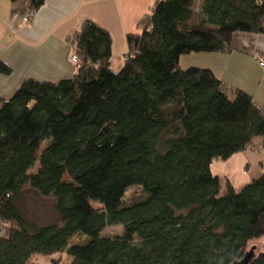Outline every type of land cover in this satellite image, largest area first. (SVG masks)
I'll return each instance as SVG.
<instances>
[{"label": "trees", "instance_id": "1", "mask_svg": "<svg viewBox=\"0 0 264 264\" xmlns=\"http://www.w3.org/2000/svg\"><path fill=\"white\" fill-rule=\"evenodd\" d=\"M27 1L34 14L44 4ZM137 28L115 72L109 33L83 21L66 38L71 77H25L0 98V264H36V255L50 264L61 255L70 264H230L264 237V173L239 190L225 178L220 195L210 171L257 138L264 148V111L241 90L227 93L211 70L179 65L191 53H229L235 33L264 35V4L159 0ZM10 72L0 62V75ZM26 189L53 199L57 222L25 217L17 200ZM250 264H264V251Z\"/></svg>", "mask_w": 264, "mask_h": 264}, {"label": "crops", "instance_id": "2", "mask_svg": "<svg viewBox=\"0 0 264 264\" xmlns=\"http://www.w3.org/2000/svg\"><path fill=\"white\" fill-rule=\"evenodd\" d=\"M158 1L44 0L32 20L24 23L22 19L29 10L27 0H0V62L11 70L9 75H0V98L10 97L25 77L51 82L71 77L72 51L66 44V38L85 20L109 33L110 62L117 63L118 67V61L123 63L127 53L126 34L138 32V21ZM257 54H264V35L235 33L229 53L197 54L195 57L199 61L194 62L188 60L191 55L188 54L180 57L179 65L182 69L198 67L211 70L227 93L241 90L264 111V67L259 66ZM183 57L188 62L183 63ZM183 64L188 65L182 67ZM238 154L246 158V164L248 160L258 161L259 165L264 163V148L259 140L253 148ZM3 225L7 227V224Z\"/></svg>", "mask_w": 264, "mask_h": 264}, {"label": "rangeland", "instance_id": "3", "mask_svg": "<svg viewBox=\"0 0 264 264\" xmlns=\"http://www.w3.org/2000/svg\"><path fill=\"white\" fill-rule=\"evenodd\" d=\"M197 54L200 55L204 53H191V55H189L190 57H188V60L191 62L198 60L195 57ZM186 60L187 59L184 58L182 62H188V60ZM118 64H120L118 67L117 63L111 64V69L115 72L118 71L123 63L122 61H118ZM183 65L184 66L182 67H186L188 64ZM102 134L98 135L96 138L88 142L84 147L77 151L76 154H79L84 150L90 148L94 144V142L102 136ZM258 140V138L255 140V144L258 142ZM245 160L246 158L243 157V155L237 154L233 155L225 162H212L210 171L213 175L218 176L220 179V195H222L224 192L225 178H227L232 183L235 189L239 190L244 185L257 178L260 174L264 173V163L263 165H259L257 163L258 161L253 162L252 160H248V164H246ZM89 200L91 201V206L93 209H99L101 207V203L98 198H90ZM17 203L20 209L23 211L25 217L38 226L51 224L58 221V215L54 210L53 199L51 197H40L36 195L34 191L26 189L22 196L17 200ZM120 229V226L109 227L105 230V233L114 235L119 233ZM6 231L7 227L3 225L0 229V235H5ZM251 250L255 254L264 251V237L258 240L250 241L247 245L246 251ZM70 261L71 258L69 256L61 255L58 264H70ZM33 262L36 264H50V258L43 255H36L33 258Z\"/></svg>", "mask_w": 264, "mask_h": 264}, {"label": "water", "instance_id": "4", "mask_svg": "<svg viewBox=\"0 0 264 264\" xmlns=\"http://www.w3.org/2000/svg\"><path fill=\"white\" fill-rule=\"evenodd\" d=\"M260 2L262 4H264V0H260ZM254 256H255V254L251 250V251L246 252L242 259L234 260L230 264H250V262H251V260L253 259Z\"/></svg>", "mask_w": 264, "mask_h": 264}, {"label": "built area", "instance_id": "5", "mask_svg": "<svg viewBox=\"0 0 264 264\" xmlns=\"http://www.w3.org/2000/svg\"><path fill=\"white\" fill-rule=\"evenodd\" d=\"M33 17H34V12L33 10L29 9L22 20L24 23H28L32 20ZM76 62H77L76 57L71 56V63H76ZM258 62H259V66L264 67V61H258Z\"/></svg>", "mask_w": 264, "mask_h": 264}]
</instances>
